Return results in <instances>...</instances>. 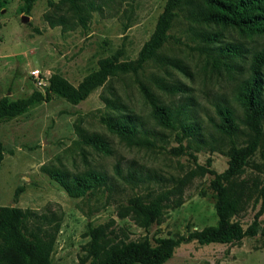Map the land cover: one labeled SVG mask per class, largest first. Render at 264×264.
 Segmentation results:
<instances>
[{"label":"rangeland","instance_id":"374dc122","mask_svg":"<svg viewBox=\"0 0 264 264\" xmlns=\"http://www.w3.org/2000/svg\"><path fill=\"white\" fill-rule=\"evenodd\" d=\"M166 1L99 0L98 10L81 13L63 0H35L29 11L23 0H0V98L39 95L21 114L0 120V208L28 211V228L38 225L51 234L52 264H81L88 230L98 225L124 241L146 238L154 245V239L183 238L162 264H264V212L253 237L206 245L187 239L192 231L217 223L209 172L222 173L230 147L246 144L250 133L240 123L235 94L248 81L250 57L264 45V36L198 20L191 12L203 3L185 0L173 10L166 41L136 72L112 73L75 105L47 90L51 75L76 87L102 59L135 60ZM45 15L64 17L66 24L50 27ZM224 44L238 45L239 56L229 59L219 53L216 47ZM33 70L41 74V84L29 76ZM260 78L264 103V66ZM142 87L158 104H184L175 128L155 124ZM217 106L232 112L236 136L215 128ZM112 118H128L137 139L149 144L136 147L113 135L104 123ZM179 125L197 130L187 136ZM79 132L100 137L106 146L85 142ZM115 164L122 178L115 175ZM90 170L106 176L108 189L70 197L49 176ZM184 177L180 205L164 209L158 225L142 229L118 216L129 200H151ZM236 180L249 188L232 217L245 230L264 183V121L260 140Z\"/></svg>","mask_w":264,"mask_h":264},{"label":"trees","instance_id":"16d2710c","mask_svg":"<svg viewBox=\"0 0 264 264\" xmlns=\"http://www.w3.org/2000/svg\"><path fill=\"white\" fill-rule=\"evenodd\" d=\"M25 10L29 11L35 0H23ZM99 0H63L72 10L86 13L99 9ZM185 0H167L163 12L157 19L154 30L148 40L141 46L137 57L133 61L116 62L112 59H102L97 69L84 76L74 87L57 75L48 78L47 90L66 102L75 105L84 99L96 88L101 86L114 72L134 73L149 60L163 45L167 38L173 10ZM202 8L192 11V15L201 21L214 23L222 27L232 26L248 34L264 36V0H201ZM50 27L64 26V17L44 16ZM208 36V34L206 35ZM226 58L232 59L240 54L238 45L224 44L216 47ZM264 66V45L259 51L253 53L248 63V81L241 86L235 94V102L241 108L240 123L249 131L246 144L236 148L231 146L228 153L226 169L216 174L210 171L211 180L209 188L214 193V211L217 218L215 226L192 231L187 239L195 240L200 245L230 244L238 242L244 236L253 237L258 233V218L264 212V183L258 189L259 203L253 215L252 222L245 230L232 221L238 212L243 194L249 193V188L237 177L247 164L261 137V124L264 121V103L261 100V68ZM142 93L150 108L151 118L156 125L164 128H175L184 115V104L175 106L158 104L155 97L144 87ZM176 91H179L178 89ZM32 93L24 99L9 101L0 98V120L15 117L24 112L38 97ZM219 122L215 124L221 133L236 136L239 132L235 117L227 107L216 108ZM108 130L115 136L125 139L136 147L148 145L145 139H137L135 126L128 118H112L105 120ZM182 132L187 136H194L192 126H181ZM144 134V133H143ZM79 137L85 142L100 147L106 144L96 135H83ZM137 139V140H136ZM2 160V147L0 144V162ZM115 175L122 178L119 165L114 166ZM49 176L58 183L70 196L77 197L88 191L108 189L107 178L103 174L92 170L80 174L67 175L60 172H50ZM187 181L184 177L174 181L169 191L156 195L153 199L142 202L137 198L129 200L118 210L119 217H129L138 227L147 229L151 225H158L164 209L175 208L181 203V191ZM254 189L255 185L251 184ZM32 215L28 211L18 208H0V264H52L50 253L54 239L50 233L42 230L38 225L28 228ZM37 218V217H36ZM43 217H38L41 220ZM264 236V230L260 231ZM183 238L154 239L152 245L146 238L138 241H124L116 239L112 231H107L106 225H98L88 230V241L83 247L84 256L81 264H162L171 255L173 249Z\"/></svg>","mask_w":264,"mask_h":264},{"label":"built area","instance_id":"2783aa9c","mask_svg":"<svg viewBox=\"0 0 264 264\" xmlns=\"http://www.w3.org/2000/svg\"><path fill=\"white\" fill-rule=\"evenodd\" d=\"M29 76L33 78L38 84H41V79H40L41 74L39 73L38 70L30 71Z\"/></svg>","mask_w":264,"mask_h":264},{"label":"water","instance_id":"95a60500","mask_svg":"<svg viewBox=\"0 0 264 264\" xmlns=\"http://www.w3.org/2000/svg\"><path fill=\"white\" fill-rule=\"evenodd\" d=\"M21 21H26V17H22L21 18Z\"/></svg>","mask_w":264,"mask_h":264}]
</instances>
